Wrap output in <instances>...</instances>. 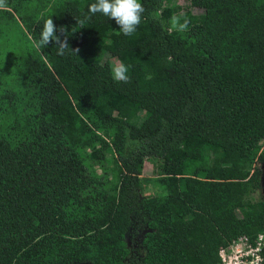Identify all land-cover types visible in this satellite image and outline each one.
<instances>
[{
	"label": "trees",
	"instance_id": "trees-1",
	"mask_svg": "<svg viewBox=\"0 0 264 264\" xmlns=\"http://www.w3.org/2000/svg\"><path fill=\"white\" fill-rule=\"evenodd\" d=\"M94 2L0 8V264H218L240 235L254 245L264 232V196L250 199L264 178L253 168L264 164V0H211L171 34L165 0H140L132 36L99 13L78 25ZM49 18L72 49L83 37L79 54L39 45L37 22ZM105 54L135 89L107 82ZM146 100L153 109L140 115ZM108 155L118 177L105 187L94 172ZM151 156L170 181L142 196Z\"/></svg>",
	"mask_w": 264,
	"mask_h": 264
},
{
	"label": "rangeland",
	"instance_id": "rangeland-1",
	"mask_svg": "<svg viewBox=\"0 0 264 264\" xmlns=\"http://www.w3.org/2000/svg\"><path fill=\"white\" fill-rule=\"evenodd\" d=\"M210 4L211 0H165L164 5L160 9V13L163 16L169 18L173 15H177L181 18V22H183L184 13L190 12L196 14L202 12L206 7L210 6ZM67 8L68 10L73 11L74 5L72 3H67ZM43 23V20L39 19L37 22V27L35 29L39 30L43 26ZM82 41L83 37H79L73 47V50L79 49ZM115 62L118 61L114 58L108 57L107 54H105L102 58L105 78L107 82L115 83L117 87L122 91L135 89L136 81L133 78H130L128 83L116 82L112 79L110 69L112 64ZM2 64L0 65V75L1 73L3 74L2 68L4 64ZM63 99L66 105L70 104V101L66 96H63ZM151 109H153V104L150 101L146 100L142 105L141 113L139 114L141 115L144 111ZM97 132L106 140V142L111 141L112 135L110 133H107L105 129L97 130ZM89 151L90 149H87L86 153H88ZM218 151L221 152V149H218ZM110 155L107 156V158L110 159V162L104 165L107 170L104 169V166H99V164H97L95 166L94 172V182L96 184H104L105 187H109L112 183L116 182L118 177L116 172H114V170L111 168L113 166V158L110 157ZM253 168H261L264 171V164L255 163L253 165ZM141 177L140 192L142 196L162 195L166 193V182H169L170 178L163 173L162 160L160 158L154 156L149 157L146 160L145 168ZM261 194L264 196V179L262 180L261 189L252 192V194L250 195V199L254 201L258 199ZM249 212L250 211L248 209L245 213L247 214ZM234 216L236 217L237 215ZM262 243L264 244V232Z\"/></svg>",
	"mask_w": 264,
	"mask_h": 264
},
{
	"label": "clouds",
	"instance_id": "clouds-1",
	"mask_svg": "<svg viewBox=\"0 0 264 264\" xmlns=\"http://www.w3.org/2000/svg\"><path fill=\"white\" fill-rule=\"evenodd\" d=\"M3 7H6V0H0V8ZM144 11L145 9L140 0H95L94 3L88 6L87 14H85L83 18L75 19L77 24L82 27L87 20H90L92 16L99 13L107 17L109 20H115L116 24L119 26V32L123 35L132 36L135 34L141 23ZM153 18L159 19V13H154ZM189 23L190 22L187 19H184L183 22H181V18L177 15L171 16L166 25L161 21L162 29L169 34L173 31H186ZM57 32L64 34L63 39L61 36L57 35ZM52 42H55V47L58 49V55L63 56L68 51L77 54L79 52V49L73 50L68 44L66 30L63 27L57 29L53 19L49 18L44 21L39 45L41 47L48 46ZM110 71L114 81L123 83L129 82V69L122 62L113 63Z\"/></svg>",
	"mask_w": 264,
	"mask_h": 264
},
{
	"label": "built area",
	"instance_id": "built-area-1",
	"mask_svg": "<svg viewBox=\"0 0 264 264\" xmlns=\"http://www.w3.org/2000/svg\"><path fill=\"white\" fill-rule=\"evenodd\" d=\"M263 232L258 234L256 243L253 245L246 235H240L225 247L219 249L218 264H263L261 248Z\"/></svg>",
	"mask_w": 264,
	"mask_h": 264
},
{
	"label": "flooded vegetation",
	"instance_id": "flooded-vegetation-1",
	"mask_svg": "<svg viewBox=\"0 0 264 264\" xmlns=\"http://www.w3.org/2000/svg\"><path fill=\"white\" fill-rule=\"evenodd\" d=\"M264 179V178H263Z\"/></svg>",
	"mask_w": 264,
	"mask_h": 264
}]
</instances>
